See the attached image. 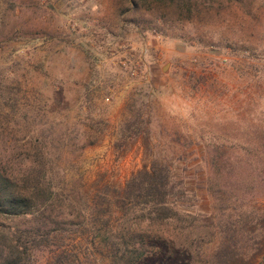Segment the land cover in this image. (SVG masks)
I'll return each mask as SVG.
<instances>
[{
  "label": "rangeland",
  "instance_id": "374dc122",
  "mask_svg": "<svg viewBox=\"0 0 264 264\" xmlns=\"http://www.w3.org/2000/svg\"><path fill=\"white\" fill-rule=\"evenodd\" d=\"M136 2L0 0V154L19 167L43 149L54 188L43 215L0 217L14 229L47 223L52 245L28 244L27 264H53L59 251L110 264L94 195L155 158L178 167L197 220L164 229L168 247L149 264H212L217 222L264 203V0ZM137 117L150 135L122 143ZM250 264H264V250Z\"/></svg>",
  "mask_w": 264,
  "mask_h": 264
},
{
  "label": "trees",
  "instance_id": "16d2710c",
  "mask_svg": "<svg viewBox=\"0 0 264 264\" xmlns=\"http://www.w3.org/2000/svg\"><path fill=\"white\" fill-rule=\"evenodd\" d=\"M129 2L133 9L138 7L136 0ZM148 123L138 117L125 122L119 140L147 138L150 135ZM46 155L43 149L29 150V156L16 167L0 154V217L30 218L52 208L54 188L47 178ZM177 170L174 164L155 158L148 167L131 176L122 188L105 185L96 192L94 196L98 200L91 215H101L103 220L99 245L110 264H149L150 259L163 256L160 250L165 252L163 249L168 247L169 239L164 236V229L178 225L182 234L196 227L195 213L183 202L193 200L195 194ZM213 186H205L209 194L224 193L216 184ZM239 208L237 215L219 220L215 226L219 243L212 264H250L264 250V203L255 206L246 201ZM224 209L235 210L233 206ZM197 215L209 218L208 214ZM39 221L42 223L36 229H14L0 224V230L9 228L11 236L7 251H0V264H27L28 244L34 247L52 245L49 234L40 231L47 223L42 218ZM51 223H56L55 219H51ZM52 257L53 264H72L74 259L66 251H59Z\"/></svg>",
  "mask_w": 264,
  "mask_h": 264
}]
</instances>
